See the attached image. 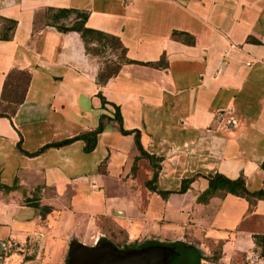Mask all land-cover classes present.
I'll return each instance as SVG.
<instances>
[{
    "label": "crops",
    "instance_id": "1",
    "mask_svg": "<svg viewBox=\"0 0 264 264\" xmlns=\"http://www.w3.org/2000/svg\"><path fill=\"white\" fill-rule=\"evenodd\" d=\"M48 9L85 13V27L117 38L128 62L98 81L103 58L86 53L77 33L45 26ZM0 19L16 23L12 38L0 40V108L6 76H30L14 115L0 116V183L14 189L0 192V264H45L70 215L90 228V245L104 237L97 218H111L105 185L122 181L136 156L133 135L111 121L115 107L122 128L138 131L143 149L163 159L157 191L176 192L198 176L164 201L146 189L145 217L162 203L161 223L175 227L176 241L194 239L188 244L201 253L208 246L204 258L219 245V264H264V200L194 202L214 174L264 191V0H0ZM101 116L110 121L91 153L80 141L36 157L16 149L71 139L96 129ZM31 199L55 216L41 215ZM78 230L72 225L67 238ZM64 263L63 255L56 264Z\"/></svg>",
    "mask_w": 264,
    "mask_h": 264
},
{
    "label": "trees",
    "instance_id": "2",
    "mask_svg": "<svg viewBox=\"0 0 264 264\" xmlns=\"http://www.w3.org/2000/svg\"><path fill=\"white\" fill-rule=\"evenodd\" d=\"M71 22H68L69 19ZM87 15L85 13L77 12L68 9H48L43 15V23L45 26H50L55 28L61 33L75 32L77 33L83 44L86 53L102 57L104 67L103 71L98 77V81H106L110 77L114 76L120 65L127 63L128 60L125 58V50L121 46L117 38L91 30L85 27V22ZM16 23L10 20L0 19V40L7 41L13 36ZM119 50L121 58L117 60L111 50ZM30 76L25 71H11L5 78L3 89H2V106L0 108V116H12L14 115L17 107L24 100L26 90L28 88ZM110 121L106 116H101L100 121L96 129L86 132H81L77 136L64 140L57 143H50L42 148L38 149L34 153H26L20 148V142L17 143V151L28 157H36L45 152L48 149H60L75 141H80L83 144V152L88 154L91 153L97 142V137L100 135L104 129V122ZM111 121L115 122L118 126V130L122 135H133V144L136 150V156L133 160V165L131 166L130 173L135 172L137 169V163L139 161H144L150 170V178L144 182V187L148 192L155 193L165 200L170 194H184L190 184L198 177L194 176L181 181L180 188L176 192H161L157 191L154 187L155 180L158 176L160 170V163L162 158L149 155L144 149L140 141V134L138 131L128 132L122 128V118L120 115L119 108L115 107L113 118ZM261 169L264 171V161L261 163ZM207 187L201 193L198 194L196 201L202 205L207 204L212 198H224L227 195H231L237 198L245 199L252 204L255 200H264V191L249 192L245 187V181L243 177H238L236 179H229L221 174H214L208 176ZM14 189L7 188L0 183V192L10 193ZM31 207L38 210V212L43 215L49 212V208L41 207L39 201L36 199H31ZM101 228V227H100ZM102 230V228H101ZM118 234L122 236V240L113 243L119 249H130V248H142L148 245L158 244L154 241L145 240L142 243H137L135 241H130L124 229L120 228ZM262 246L264 247V238H259ZM174 248L176 253L175 256L169 264H203L204 261L212 262L213 264H219L218 260L220 257V246L212 251V254L208 257H203L198 249H192L191 247H185L182 244H175L171 246ZM67 257H65L66 262Z\"/></svg>",
    "mask_w": 264,
    "mask_h": 264
},
{
    "label": "rangeland",
    "instance_id": "3",
    "mask_svg": "<svg viewBox=\"0 0 264 264\" xmlns=\"http://www.w3.org/2000/svg\"><path fill=\"white\" fill-rule=\"evenodd\" d=\"M111 51L117 60L121 58L119 50L113 49ZM133 160L134 158H130L126 162L127 164L125 170L120 174L123 179L122 181L108 180L105 185L104 190L106 194L107 211L111 218H97L99 220L97 222L102 228L104 239L108 242H110V240L113 242L121 241L122 236L118 234L120 231L118 230L120 229L118 225H120L129 232L130 238L132 239L131 242L135 241L138 244L142 243L145 241L144 237L147 236L148 241H154L160 245L172 246L175 244H182L185 247L196 249L194 247V243H191V246L188 244L194 239H187V241L184 242L176 241L175 238H173L174 233L172 231L175 229V227L166 226L164 225V222L163 224L161 223V216L158 215H160L162 210V203H159V211H154L152 214H150L151 220L145 217L144 212L146 208L150 206V204L148 199L145 197L147 190L143 184L149 180L150 170L147 166V163L141 161L137 164V169L135 172L130 173ZM101 171H105V166H102ZM194 202L196 204H200L196 200ZM60 204L61 201H56L55 206L59 207ZM156 213H158L157 216ZM45 216H55L53 209L50 208L49 212H47ZM72 217L73 216L70 215L68 219L61 218L59 229H57L54 238L55 240H50L53 241V244L51 245L52 248L50 249V254H48L49 259L45 261V264H56V262L58 263L59 258L63 257V255L65 259L70 246L73 244L81 243L86 246L90 245V243L87 242L90 228L85 226V223L82 219L75 217V222V219ZM74 223L79 225V230L75 236L67 238V234L70 232L72 225H75ZM159 229L160 231H158ZM47 232H51V230H48ZM175 234V236L179 237L176 231ZM216 248L217 246L213 245L212 249L215 250ZM208 251V246H204V251H202V253L200 251V253L203 256L204 254H207Z\"/></svg>",
    "mask_w": 264,
    "mask_h": 264
},
{
    "label": "water",
    "instance_id": "4",
    "mask_svg": "<svg viewBox=\"0 0 264 264\" xmlns=\"http://www.w3.org/2000/svg\"><path fill=\"white\" fill-rule=\"evenodd\" d=\"M177 255L171 246L160 244L119 249L98 236L91 246L71 245L64 264H169Z\"/></svg>",
    "mask_w": 264,
    "mask_h": 264
},
{
    "label": "built area",
    "instance_id": "5",
    "mask_svg": "<svg viewBox=\"0 0 264 264\" xmlns=\"http://www.w3.org/2000/svg\"><path fill=\"white\" fill-rule=\"evenodd\" d=\"M247 65H249V64H247Z\"/></svg>",
    "mask_w": 264,
    "mask_h": 264
}]
</instances>
